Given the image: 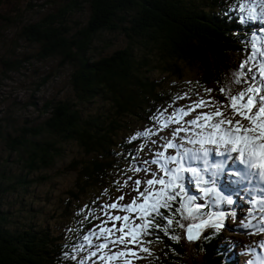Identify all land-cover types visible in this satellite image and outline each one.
<instances>
[{
  "label": "trees",
  "instance_id": "trees-1",
  "mask_svg": "<svg viewBox=\"0 0 264 264\" xmlns=\"http://www.w3.org/2000/svg\"><path fill=\"white\" fill-rule=\"evenodd\" d=\"M236 1L44 0L51 9L39 10L38 17L27 19L18 13L19 6L12 5L10 10L7 1L0 0V39L5 28L16 27L10 40L23 39L37 45V57H53L59 67L69 66L72 91L70 97L46 99L39 107L31 102L28 106L37 112L31 121L21 120L17 110L7 108L0 113V142L7 156H14L6 165L0 163V192L8 191L14 184L31 183L34 178L28 177L29 172L51 165L60 154L58 143L64 141H73L86 157L73 158L67 165L75 171L73 188L67 190L73 201L86 189L106 182L125 161L134 162L135 147L121 133L131 127L130 120L147 121L170 96L177 95L165 92L150 77L154 69L179 76V70L187 67L195 73L194 86L204 94V101L227 104L220 89L235 92L239 85L234 83L241 64L239 53L245 49L253 52L252 37L260 28L250 20L241 21L246 13L236 7ZM74 13H84V22L72 19ZM101 31H119L128 43L93 58L89 55L91 42ZM0 62L12 69L20 64L10 57L1 58ZM95 100L102 105L86 112L84 104ZM89 202L96 204L92 198ZM178 208L179 197L167 234L152 228L145 237L164 248L158 264H228L218 245L231 238L218 234L213 218L193 240L175 222L198 224L213 212L205 208L195 213V218L182 219L181 213H176ZM97 209L94 207L95 212ZM163 209L159 210L161 215H155V223L161 228L167 224L164 217L169 211ZM57 218L56 229L29 224L11 232L3 226L7 213L0 208V264H80L76 256L68 254L85 249L84 234L97 217L65 204ZM210 233H214L211 239ZM231 246L234 248L236 243L230 241Z\"/></svg>",
  "mask_w": 264,
  "mask_h": 264
},
{
  "label": "rangeland",
  "instance_id": "rangeland-1",
  "mask_svg": "<svg viewBox=\"0 0 264 264\" xmlns=\"http://www.w3.org/2000/svg\"><path fill=\"white\" fill-rule=\"evenodd\" d=\"M6 1L7 4H9L8 8L10 10L12 9V5H14V8L19 6L21 9L18 10V13L23 15L22 18L26 17L27 19L38 17L40 15L39 10H43L44 12L51 9L48 3L45 4L44 0ZM258 2L259 0H256L257 14L261 13ZM241 3L251 6L252 0H237L236 7L240 9L239 6ZM71 18L79 19L80 23H82L85 20V14L74 13L71 15ZM253 21L254 26L260 27L257 29V35L262 37L264 31L262 29L263 25H261V20L258 19L259 22L256 20ZM14 31L16 32V27L14 26L5 28L3 31V39H0V61L1 58L7 57L11 59L16 58L20 61V64L15 69L7 68L0 62V113L7 110V108L17 110L16 113L21 120L28 119L31 121L36 117L37 113L34 107L28 106L31 105V102H34V105L39 107L42 101L46 99L72 96L68 81L70 68L68 65L59 67L56 58L41 59L37 57L35 54L37 45L30 44L23 39L17 41L10 40ZM125 42L128 43L127 38H125L122 33L120 34L119 31H101L93 37L89 55L93 58L107 55L117 48L124 47L126 45ZM252 53L253 52L249 49L240 51L238 60L242 63L247 58L249 60L248 67L258 65L264 58L257 54L255 59H252ZM246 70L247 69H245V71ZM179 71V76L166 74L158 69H154L149 74L165 92L167 91L169 94L174 92L177 95L174 98L170 96L171 98L169 100L162 103V106L156 109L147 119V121L150 120V122L145 120L141 121V119H139V121L137 118L132 119L129 123L131 127L125 129L121 133V137L128 143H131L132 147H135L136 156L134 162L125 161L116 172H111L112 176L107 178L106 182L92 189H86L83 193L78 195L77 200L73 201L71 200L73 197H69L67 190L73 188L75 171L67 168V165L73 158L85 159L86 157L73 141L60 142L58 143L60 154L55 157L51 165L29 172L28 177L34 178L31 183L26 186L14 184L13 188H9L8 191L4 193L0 192V208L7 213V223L4 222L3 226L11 232L17 231L16 228L18 227H26L29 224L35 227L37 225H49L52 229H56L58 223L57 214H60V209L65 204L74 210L79 209L84 215L91 213L92 216L95 215L97 217V221L87 228L84 234V238L90 237L91 246L89 245V241L85 240L82 246L85 249L76 250L74 253L68 254V256H76V261L79 259L80 264H103V262L98 259L100 253H98L97 257H91L89 259L90 253L96 251L95 246L103 243V238L97 239L96 235H93V233L98 234L99 228L97 226L100 225L102 221L108 219L107 215H105V211L112 215L124 216L128 214L115 209L106 210L104 209V205L117 202L120 196H123L124 199L119 200V204L126 205L132 203L133 198L138 195V193L133 190L136 188V184L134 183L136 180L141 181L140 191H143L144 188L147 187L144 181L152 179V173H156L157 176L164 175V173L160 171L158 165L152 164L151 160L156 158L157 152L164 151L163 145H165L166 141L172 139L173 131L180 128L182 125L184 127H191L193 132L196 130L199 131L201 130L200 128L187 125L185 122L195 119L197 115L216 111V106L214 105L198 107L194 111H190L188 115L183 116L179 123H171L162 131H158L159 122L154 118L160 117L161 112H164V116L167 117L171 116L177 109L188 111L191 105L203 99L204 94L194 86V84H196V80L194 79L196 75L193 70L190 71L187 67H182ZM246 86L247 85L243 83L239 84L235 92ZM96 105H102L100 100H95L93 103H85L86 112H93ZM225 114L231 115V109L229 108L226 110ZM163 118L164 117H160L161 120H163ZM213 119L216 120L218 118L214 117ZM236 119H241V117L236 116ZM200 123L206 124V121L201 120ZM244 123L247 124V121H244ZM148 129H152L154 132H158V134L150 136L138 135L142 130ZM186 135L191 136L192 132L185 133L181 131L176 143H180V138H184ZM184 144L187 147L191 146L190 149H198L200 147L199 144ZM207 146L209 149L214 147L212 145ZM171 149L172 148L167 149L165 154L175 155L176 149L172 151ZM11 157L14 158L13 155L7 156V150L3 143L0 142V163L3 162V164L6 165V163L11 160ZM4 158L5 161H3ZM145 161L149 163H145ZM11 164L14 165L13 163ZM169 167H174V165H169ZM137 168L141 170L136 171ZM145 169L149 171H145ZM186 174L187 173H185V177L187 179L188 174ZM40 176L43 178H40ZM10 183L11 182H9V184ZM159 187V184L155 185V188ZM188 189L190 195H195L197 197L195 200L197 203L201 202L206 204L207 197H200L201 193L196 189L194 183L188 185ZM91 198L92 201L96 203L95 205H91L89 202ZM211 198L212 197H209V199ZM140 202L142 201H138V203ZM175 202L176 200L172 202L171 210L168 211L166 217H172V210L175 207ZM96 206L98 209L95 212L94 207ZM207 208L214 211L215 207L210 206ZM138 211L139 209H137V212ZM137 212H132L130 216L136 224H140L142 221L136 218ZM231 216L235 219L241 217V215H235V212H231L227 217L229 224L223 231L225 234L221 231H219L218 234L222 237L232 238L236 243L234 249H231V252L228 254L231 255L233 260L231 262H234L233 264H249L250 252H259L260 247L256 243L261 241V239H263L264 243V238L260 235L253 234L251 231L244 230L243 228H246L245 225L248 224V222L242 219L236 221L231 219ZM115 223L116 227L119 228L121 222L117 221ZM106 227L111 228L112 223H108ZM116 235L119 236L121 234L117 232ZM213 236L214 233H210L208 237L211 239ZM145 237L146 235L143 237L144 241H150ZM224 244L225 243H221L218 245L222 253L224 251ZM144 246L150 249L151 254L139 252L135 249L134 245L128 244V248L137 251L138 255L141 257L136 259L129 256L128 258L131 260V264H158L160 258H162V251L164 249L162 245L158 241H151V243H146ZM123 248L124 245H109L111 252H116ZM246 248H248V253H246ZM104 251L108 252V249ZM223 255L226 257L225 254ZM240 256L242 262L239 260ZM110 264H124V259H117L110 262ZM177 264L192 263L184 261Z\"/></svg>",
  "mask_w": 264,
  "mask_h": 264
},
{
  "label": "snow or ice",
  "instance_id": "snow-or-ice-1",
  "mask_svg": "<svg viewBox=\"0 0 264 264\" xmlns=\"http://www.w3.org/2000/svg\"><path fill=\"white\" fill-rule=\"evenodd\" d=\"M256 0H252V5L240 4V11L246 12V15L241 17L242 22L249 20H264V0H259L258 6L261 8V13L256 12ZM252 59H255L258 54L264 58V37L253 35L252 37ZM249 60L246 58L244 62L239 65L237 75L234 80L236 84H246V87L239 91L233 92L231 89L221 88L220 92L225 96L228 103L225 104L220 101H204L203 99L194 103L189 107L188 111L184 109H177L171 116H164V112L160 113V117L154 118L159 122L158 131H162L171 123H179L183 116L188 115L190 111H194L198 107L216 106V111L197 115L195 119L186 121L190 126L200 128V132H193L191 127L177 128L172 133V139L166 141L164 151L156 153V158L151 160L152 164L158 165L162 176H157L152 173V179L144 181L147 187L140 191V180H136V188L133 189L138 193L137 197L133 198L132 203L121 205L119 200L124 197L120 196L117 202L104 205V209H115L128 213L124 216L112 215L105 211L108 219L101 222L97 227L99 233H93L97 239L103 238V243L96 245V251L90 253L91 257H97L103 264H110V262L117 259H124V264H131L128 258H141L137 251L128 248V244L134 245L139 252L150 253V249L145 247L146 243L151 241H144L145 235L151 234L152 228L161 229L168 233L173 224L172 217H164L167 224L161 228L160 224L155 223V215H161L160 209H171L172 202L178 197L180 199V208L176 209V213H181V218L188 217L195 218L194 214L200 212L204 205L196 204L194 201L196 196L189 194L188 185L195 184L196 189L205 197H214L213 203L220 204L225 202L232 205L234 200L229 195L222 194L219 185L227 181L228 184L233 185L237 191L236 194L242 191L248 185H259L261 192L264 193V59L258 65L248 67ZM245 69H247L245 71ZM255 69V72H254ZM206 92H211V89H205ZM183 98V97H180ZM231 109V115H226L225 111ZM223 109V110H222ZM240 116L241 119H236ZM216 117L218 119L214 120ZM201 120L212 121L210 124H202ZM247 121V124L244 123ZM211 129V130H209ZM192 132V136H185L180 138V143H176L179 138V133ZM152 129L142 130L138 135L150 136L156 135ZM198 137V138H193ZM155 142V141H154ZM184 143L199 144L198 149L183 148ZM205 145L214 146L212 149L205 147ZM176 149L175 155H166L167 149ZM216 156L223 157V159L215 160L211 157V152ZM236 155L233 156L232 154ZM229 161L232 162L229 165ZM145 163H149L145 161ZM174 165V167H169ZM243 166V167H241ZM141 169L137 168L136 171ZM145 171H149L145 169ZM185 173L188 174L186 179ZM234 178V179H233ZM130 179V178H129ZM159 184V188L155 185ZM138 201H142L138 203ZM253 207L260 204V211L264 213V199L251 201ZM137 209L139 211L137 212ZM137 212V219L142 223L136 224L130 214ZM184 213L187 215L185 216ZM209 219L201 220L198 224L184 225L179 220L175 221L179 227L185 228L187 238L193 240L197 238L200 230L208 225L213 217L212 213L208 214ZM216 224L219 229L222 227L221 221L224 218V213L219 212L215 214ZM121 222L120 227H116L115 222ZM108 223H112V227H106ZM251 227V223L245 225ZM258 231H264V215L260 219V227ZM119 232L121 235L117 236ZM127 237V238H126ZM172 239H179L177 236H171ZM91 246L90 237H85ZM109 245H124L123 249L116 252H111ZM108 249V252L104 250ZM249 264H256L255 261H249ZM264 264V261L261 262Z\"/></svg>",
  "mask_w": 264,
  "mask_h": 264
},
{
  "label": "bare ground",
  "instance_id": "bare-ground-1",
  "mask_svg": "<svg viewBox=\"0 0 264 264\" xmlns=\"http://www.w3.org/2000/svg\"><path fill=\"white\" fill-rule=\"evenodd\" d=\"M256 21H258V19H256ZM261 25H263L262 29L264 31V20H261ZM263 36H264V34L262 33V37ZM210 123H212V121H206V124H210ZM209 130H211V129H209ZM200 131L201 130H199V131L196 130L195 132H200ZM193 138H198V137H193ZM183 148H189L190 149L191 146L187 147L185 144H183ZM172 150L173 149H171V151ZM212 155H213V153H212ZM231 164H232V162L229 161V165H231ZM219 187L222 190V194L231 196V198L234 200V203L232 205H228L225 202H221L220 204L217 205V204L213 203L214 197H212L211 199H209V197H207V202L206 203L209 204L210 206L218 207L220 209V211L224 213L225 217H228V215L231 214V212H235V215L236 214L241 215V213H246L248 211L249 212V217L248 218L251 219V225H252L253 234L262 235V237L264 238V232L256 230V229H258L260 227V219L261 218L259 216H262L263 214H261V213H259L257 211V205L255 206V208L253 207V205L251 203V201L253 199L249 195L241 196L240 193H239V195H237L236 194L237 189L233 185L228 184L227 181H225L224 183L219 185ZM200 197H203V195L200 194ZM226 209H230V210H226ZM248 228H251V227H248ZM258 244L262 247V251H263L264 250V245H262V240L259 241ZM231 249H234V248H231ZM253 256H255V253L252 252L250 254V258H252ZM262 261H264V253L260 252L259 256L257 258L256 264H261Z\"/></svg>",
  "mask_w": 264,
  "mask_h": 264
}]
</instances>
